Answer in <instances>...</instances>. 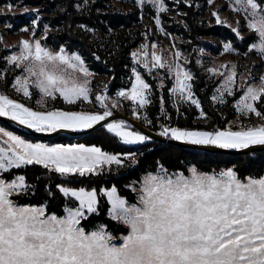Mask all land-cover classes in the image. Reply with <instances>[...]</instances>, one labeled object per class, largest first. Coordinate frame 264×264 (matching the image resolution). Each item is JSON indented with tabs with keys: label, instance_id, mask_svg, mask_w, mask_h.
<instances>
[{
	"label": "snow or ice",
	"instance_id": "6c2138e0",
	"mask_svg": "<svg viewBox=\"0 0 264 264\" xmlns=\"http://www.w3.org/2000/svg\"><path fill=\"white\" fill-rule=\"evenodd\" d=\"M208 2L212 4L214 0ZM137 3L141 8L146 3L154 7L156 24L161 25L159 13L168 11L164 0H137ZM229 6L234 13L243 15L246 27L256 34L249 51L264 60V0H229ZM212 16L217 24L228 25L218 11H213ZM236 24L232 31L241 37L240 22ZM79 26L91 31L85 25ZM31 31L35 37V29ZM156 47L151 45V62L147 60V44L141 46L139 54L132 53L133 60H139L142 55L143 65L150 74L153 69H166L174 78L169 92L177 103L194 105L200 109V118L207 119L193 91V73L179 62L182 53L177 50L171 62H166L162 54H157ZM224 51L236 52V49L225 43ZM5 60L21 69L13 88L29 99L34 95L31 89H35L40 108L33 109L0 94V117L37 133L97 130L95 126L99 125L125 145L147 147V142L152 140L123 119L109 122L113 112L108 105L107 89L93 100L88 78L94 73L80 54L64 47L53 50L40 39H25L19 42V51ZM220 68L206 71L222 78L216 89L218 95L213 94L212 100L225 104L226 95H236L240 74L235 64ZM132 71L135 79L131 88L121 89L116 95L132 101L136 105L133 115L140 119L139 109L151 103L148 99L151 86L135 68ZM160 87H164L163 81ZM239 91L235 101L239 127L230 123L227 128L207 131L161 125L159 135L186 145L224 150L264 146V75L259 77L257 85L249 69L247 82L241 76ZM58 96L68 105L79 101L95 103L100 108L95 111L48 109L46 100ZM119 103V99L114 101L112 108ZM164 103L161 96L162 112ZM252 116L260 123L243 122L244 117L251 120ZM143 120L152 124L146 114ZM0 140V264H264L262 173L241 174L235 167L204 171L195 164L170 170L157 161L154 169L146 170L137 180L125 185L133 194L129 198L120 194L115 185L99 189L91 186L95 182L93 178L101 176L106 167L111 171L113 165L126 166L119 154L104 151L95 144L32 142L4 127H0ZM32 165H41L61 178L55 185L64 198L60 211L50 209L47 202L33 205L22 200L34 193L35 188L19 170ZM48 194L55 198L51 187ZM104 198L108 205L106 221L100 219Z\"/></svg>",
	"mask_w": 264,
	"mask_h": 264
},
{
	"label": "rangeland",
	"instance_id": "374dc122",
	"mask_svg": "<svg viewBox=\"0 0 264 264\" xmlns=\"http://www.w3.org/2000/svg\"><path fill=\"white\" fill-rule=\"evenodd\" d=\"M52 1L53 0H0V54L1 52H5V55H2V57H0V61L2 62V65L0 66V86H4L6 79L11 78L10 85L7 88L8 94L12 96L10 98L17 100L18 102L23 103L26 106H30L33 109L40 108V105L37 104V100L40 99L39 95L36 93L35 89H31L34 95L31 99H29L24 97L22 93L17 92L13 88L12 85L15 83L16 77L22 74L21 69L14 68L13 66L8 65L5 57L13 54L14 52H18L19 42L25 39H40L42 44H45L49 48L56 50L53 48L51 41L53 39V36H55L60 30L59 27L55 26V28H53L51 25V20L54 17L53 8L50 5ZM95 1L97 0H73L75 12L79 14H87ZM99 1L101 2L99 4L100 8L95 13H106L109 11L128 13L132 11L134 12L136 9H139L140 11V15L137 17L138 22H132L131 25L124 30L123 36L120 38L122 47L127 49L129 52L126 56L127 59L123 68L127 70V72L120 77L119 86L114 89V92L112 94L107 93L108 105L112 110L113 115L128 114L127 116H129L131 119L137 122L140 121L144 124H148L143 120V116L146 114V109H148L149 106H152L156 110V115L155 124L152 123L150 125L156 126L158 128V134L161 130V125H170L172 119H174L175 121L178 120L182 124H184L187 120H190L192 124L207 125L214 121V114L223 119L230 113L232 118L229 124L231 123L235 127H239L240 119L238 118V114L235 111V101L239 98L240 94L239 89L241 84V76L243 77V80L247 82L248 70L250 69L252 75L256 77V83L258 85L259 77L261 75H264V60H261V58L254 51H249L250 44L257 39L256 34L246 27V21L244 20L242 14L234 13L231 10L229 6V0H214L212 4H209L208 0H164L168 11L159 13L160 16L163 15V17H160V26H157L155 19H153L152 17L142 15V10L144 7H150L156 13L155 8L150 4L146 3L145 6L141 8L138 5L137 0ZM9 6H11V8H9ZM182 6L191 9L197 27L200 30H206L213 27H224L235 36V40L230 39L224 42L220 37L205 36L198 33L194 39L195 43L198 44L188 48V45H190L192 41V32L187 25L186 11L181 8ZM213 11H218L221 19L227 20L228 25H231V27L226 24H217L215 17L212 16ZM33 20H36L37 23L33 24ZM19 21L24 23L20 27V29L16 32H9V29H12L13 25ZM237 21L240 22L239 31L242 38L238 37L236 33L232 31L233 28L237 27ZM45 25H47L46 34ZM25 28L29 29V31H23V29ZM80 28L83 30V32H85L86 36L89 37L90 41H96L98 39L97 34L93 30L87 31L85 30V28ZM161 28L163 29V31L160 30ZM32 29H35V37H33L32 35ZM99 42L102 46L107 43L103 39H100ZM225 43H231L232 47L236 49V52H225ZM133 44H135V47H132ZM145 44L149 46V56L147 57V60L149 62H151L150 54L152 51V44H155L157 46V54H162L166 62H171L173 54L177 50H179L182 53V57L179 62L186 68H188L193 73V76H195L194 71L189 68V63L191 58H194L195 68L201 75L200 79L196 81L200 82L202 85L200 88V93H205L206 95V104L203 105L201 103V105L207 113V119L200 118V109H197L194 105H190L189 103H177L175 97H173L169 92V89L172 87V84L174 82V78L172 75H169L167 73L166 69H153L150 74L143 65L142 61L144 60V57L142 55L140 56L139 60H133L132 53L137 52L139 54L141 46ZM60 47L65 48V46L63 45H61ZM244 53H247V56H245ZM198 60L200 61V63H197ZM231 64L237 65V70L240 74L237 77V92L235 96L226 95L225 99L228 102L225 104H219L218 102L212 100V96L213 94H217L216 89L220 87L222 78L218 75L212 76L206 71V69L212 67L220 68L221 65ZM133 68H135L136 71L141 74V76L142 71H144V73L153 83L152 85H150L152 87L151 92L148 95V99L151 101V103L145 108L139 109L141 115L140 119H137L136 116L133 115V109L136 107V105H134L132 101L118 98L116 95L117 92L121 89L131 88L132 82L135 79L132 71ZM220 70L223 71L222 68H220ZM88 79L91 81L90 87L92 91L90 95L92 96L93 100L97 94L105 93L103 87L100 86L101 83L103 84L102 76L93 75ZM161 81H163V88L160 87ZM191 83L193 84V81ZM161 96L164 97L165 101L163 112L161 111ZM118 99L120 103L117 107L112 108L113 102ZM46 107L48 109L60 108L63 110L72 109L76 111H95L100 108L98 104L89 102L81 103L79 101L76 105H68L59 96L55 100L47 99ZM172 111L174 114H172ZM243 122L245 124L260 123L258 118H256L255 116H252L251 120H249L247 117H244ZM13 123L18 125L16 122ZM5 129L19 135L17 132L10 130L9 128ZM12 129L19 131L16 128ZM87 130L89 129L76 131L75 133ZM32 131L35 132L34 130ZM70 138V136L61 135L58 139L55 140L54 144H75L71 143L72 140ZM0 145H2V140H0ZM123 159L125 160V167L117 168L115 165H113L111 171H108L106 167L104 173L116 174L118 171L127 168L128 164L132 162V158L123 156Z\"/></svg>",
	"mask_w": 264,
	"mask_h": 264
},
{
	"label": "trees",
	"instance_id": "16d2710c",
	"mask_svg": "<svg viewBox=\"0 0 264 264\" xmlns=\"http://www.w3.org/2000/svg\"><path fill=\"white\" fill-rule=\"evenodd\" d=\"M100 3L99 0L95 1L87 14H79L75 12L73 0H53L50 4L54 12L51 25L53 28H55V26L59 27L60 31L53 36L51 44L56 50L63 45L69 52H78L84 59L89 70L94 73L95 76L103 77V84H100V86L103 87V90L105 91V89H107V93L112 94L114 89L119 86L120 77L127 72V70L123 68L129 51L122 47L120 38L123 36L124 30L130 26L132 22H138L137 17L140 15V11L135 8L136 10L134 12L132 11L128 13L114 11L95 13L100 8ZM181 8L186 11V22L192 32V41L190 45H188V48L198 44L194 41L195 36L198 33L205 36L220 37L224 42L230 39L235 40V36L224 27H213L206 30H200L197 27L191 9L184 6ZM142 15L150 16L155 19L156 13L150 7H144ZM161 16L163 17V15ZM23 24L24 23L21 21L15 23L12 29H9V32H16ZM79 25H85L88 29L93 30L97 34L98 39L96 41H90L89 37L86 36L85 32H83ZM100 39L105 40L107 43L102 46L99 42ZM132 47H135V44H133ZM2 55H5V52H1L0 57H2ZM1 65L2 62L0 61V66ZM189 68L194 71L195 75V78L193 79L194 93L200 99L201 103L205 105L206 95L205 93H200L202 85L196 80L200 79L201 75L195 68L193 57L190 60ZM142 76L149 85L153 84L144 71H142ZM10 82L11 78L6 79L5 85L0 86V94H6L9 97H12L7 92ZM172 114H174L173 111ZM146 115L148 116V119L155 124V108L149 106L148 109H146ZM213 117L214 121L207 125L192 124L190 120H187L182 124L178 120L175 121L172 119L169 126L212 131L214 129L227 128L232 118L230 113L223 119L216 114H214ZM138 123L148 130L158 133V128L156 126L144 124L140 121ZM0 126L9 128L32 142L54 144L55 140L63 135L61 134L53 139L34 138L20 131H16L2 123H0ZM70 139L72 140L71 143H83L86 145L95 144L96 146L101 147L104 151L121 155L122 158L123 156L131 157L132 162L128 164L127 168L118 171L116 174L104 173L99 177H94L93 180L95 182L91 185L98 189L110 188L115 185L120 194L129 198H131L133 194L126 189L125 185L130 184L133 180H137L146 170L154 169L157 161L163 163L165 167L170 170L184 169L188 165L195 164L204 171H219L226 167H235L241 171V174L249 172H259L264 174V151L231 156L178 148L173 145H164L152 140L147 142V147H144L143 145H124L115 138L113 134L107 133L102 128H98L97 130L83 136L71 137ZM128 153H132V155L129 156ZM19 174H25L28 182L35 188L34 193H29L22 197L24 202H29L33 205H40L47 202L50 209L57 211L61 210L64 198L55 188V185L61 179L59 176L54 173H49L41 165L28 166L26 169L19 170ZM49 187H51L52 191L55 193V198L49 196ZM107 207L108 205L104 198L101 201L100 208L101 220H107L105 214ZM117 235H119V233H117Z\"/></svg>",
	"mask_w": 264,
	"mask_h": 264
},
{
	"label": "water",
	"instance_id": "95a60500",
	"mask_svg": "<svg viewBox=\"0 0 264 264\" xmlns=\"http://www.w3.org/2000/svg\"><path fill=\"white\" fill-rule=\"evenodd\" d=\"M119 119H123L127 123L132 125L133 129L140 131L145 135H149L150 137H152V141H155L157 143H161L164 145L169 144V145H173V146L178 147V148L193 149V150L208 152L211 154H224V155H231V156L250 154V153H254V152L264 151V146H252L249 149H241V150H224V149H218V148L211 147V146L186 145V144H183L181 142L171 141L167 137H161L158 133H155V132L148 130L147 128L140 125L137 121L131 119L129 116L124 115V114H114L112 117L109 118V122L112 120H119ZM0 123L7 125L9 127H12V128H16L17 130L21 131L22 133H24L30 137L42 138V139H53V138H55L61 134L67 135L70 137H79V136H83V135H86V134H89V133L95 131V130L89 129L87 131L75 133V132H70L67 130H60L56 133L37 134V133L33 132L32 130L26 129V128L19 126V125H16L12 121L5 119V118H2V117H0ZM95 128L98 129V128H100V126L97 125V126H95Z\"/></svg>",
	"mask_w": 264,
	"mask_h": 264
}]
</instances>
